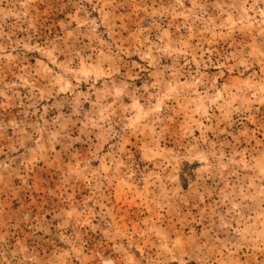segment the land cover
Here are the masks:
<instances>
[{"label":"rangeland","instance_id":"374dc122","mask_svg":"<svg viewBox=\"0 0 264 264\" xmlns=\"http://www.w3.org/2000/svg\"><path fill=\"white\" fill-rule=\"evenodd\" d=\"M0 264H264V0H0Z\"/></svg>","mask_w":264,"mask_h":264}]
</instances>
